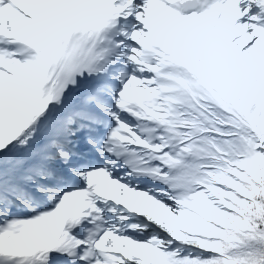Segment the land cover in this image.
Instances as JSON below:
<instances>
[{"label": "snow or ice", "instance_id": "1", "mask_svg": "<svg viewBox=\"0 0 264 264\" xmlns=\"http://www.w3.org/2000/svg\"><path fill=\"white\" fill-rule=\"evenodd\" d=\"M0 264H264V0H0Z\"/></svg>", "mask_w": 264, "mask_h": 264}]
</instances>
